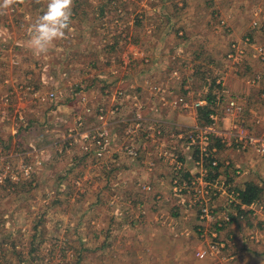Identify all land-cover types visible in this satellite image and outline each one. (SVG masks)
I'll list each match as a JSON object with an SVG mask.
<instances>
[{"label": "rangeland", "instance_id": "374dc122", "mask_svg": "<svg viewBox=\"0 0 264 264\" xmlns=\"http://www.w3.org/2000/svg\"><path fill=\"white\" fill-rule=\"evenodd\" d=\"M46 4L25 0L0 9V264H264V209L243 220L242 249L224 238L227 249L210 254L198 230V208L138 180L157 164L150 169L128 157L122 147L128 134L116 142L112 124L128 128L141 115L142 123L157 127L152 119L160 113L185 112L197 123L176 131L185 133L203 125L197 103L223 88L245 103L238 122L224 116L225 126H240L244 118L247 129L263 134L264 115L249 108L264 112V62L252 54L264 44V0H75L69 38L37 55L27 30ZM229 76L239 79L240 90L230 88ZM219 77L225 82L220 90ZM111 85L123 86L124 94L108 127L114 147L98 157L64 137L79 114L84 128L98 124L97 107L104 100L109 106L113 94H96ZM182 95L186 104L174 105ZM130 100L135 113L124 117L122 103ZM118 148L127 163L143 165L133 169L137 179L130 164L116 172L110 164ZM252 156L261 165L264 202V157ZM24 165L32 166L29 174Z\"/></svg>", "mask_w": 264, "mask_h": 264}, {"label": "built area", "instance_id": "2783aa9c", "mask_svg": "<svg viewBox=\"0 0 264 264\" xmlns=\"http://www.w3.org/2000/svg\"><path fill=\"white\" fill-rule=\"evenodd\" d=\"M257 24V21L254 22ZM250 38H246L245 44H249ZM255 52L252 54L255 58H258L264 62V44H259L254 47ZM262 75L258 74L257 79H262ZM217 83L223 87L224 80L219 77ZM160 91L161 89L157 87ZM217 97L218 109L216 112L210 114L211 121L203 125H196L185 133H180L181 138H186L187 144L191 149V159L193 161V169L187 168L183 161L179 159L178 154L172 150H163V141L160 139L163 133L162 122L154 118L153 123L157 124V127L150 124L142 123L141 115H138L136 123H129L127 128L128 139L123 143L122 147L128 157H137L140 149H148L147 144L150 143L158 150V157L166 156L169 159V163L172 166V177L170 179V190L173 196L181 197L180 203L189 207L198 208V217L200 219L199 228L201 237L209 244L208 248L211 249L212 255L219 254L222 250L227 249L230 241L219 237L217 230H210L209 227L212 223L216 222L218 226L223 227L225 223H231L233 221V213L230 208L240 204L242 209L250 211L252 214H257L258 210L264 209V202L262 198L255 199L250 203L243 202L241 198L240 188H238L235 181H230L227 178L221 177L218 174V170L222 161L219 157V147H232L236 145L247 151H252L257 155L264 157V133L257 134L251 132L240 122V126L229 125L225 126L224 116H233L238 120L243 116L245 112L244 104L241 99L229 92L227 89L222 90ZM164 91V90H162ZM161 91V92H162ZM124 94L123 88H119L112 95L111 103L109 106L105 105V100L101 101L98 105L95 116L98 120V124L91 128H84V122L82 121V115L77 117L78 125L69 128V133L64 139L72 140L71 143L80 142L85 152H91L94 149L98 157L103 156L112 146V137L114 133L109 132V124L112 123L113 117H115L120 108L118 99ZM50 97H55V92H51ZM165 100L164 97H162ZM161 100V99H160ZM185 103L184 95L174 102V105ZM206 101L198 102L196 106L205 104ZM136 104V103H135ZM184 104V105H185ZM187 106V105H186ZM88 112L91 111L90 107L83 106ZM85 110V109H84ZM84 112V111H83ZM85 113V112H84ZM222 122V123H221ZM112 125V124H111ZM110 125V128H111ZM156 137H152L154 135ZM74 137V140L73 138ZM144 137L146 142L139 143L140 139ZM79 140V141H77ZM196 153L195 155H193ZM152 156L153 153H147ZM138 158V157H137ZM150 169H153L156 165L155 160L149 159L148 161ZM224 167L231 168L236 174L242 172L243 166L240 164H234L230 160H225ZM24 171L29 174L31 165H24ZM223 198V204L217 206V200ZM224 207L222 211H217L216 208ZM236 210V209H235ZM222 212V218H218V213ZM237 212V210H236ZM207 231L210 233L207 234ZM208 254L207 249H202L199 252L201 257H205Z\"/></svg>", "mask_w": 264, "mask_h": 264}, {"label": "crops", "instance_id": "0c3cea01", "mask_svg": "<svg viewBox=\"0 0 264 264\" xmlns=\"http://www.w3.org/2000/svg\"><path fill=\"white\" fill-rule=\"evenodd\" d=\"M225 81H226V79H225ZM115 85H111V86L107 87L106 89H104L105 93L103 92V93H101V95L96 94V96L104 97L105 95H107V93L110 91V89L112 90V94H114L116 92V90L120 88V85L114 87ZM228 85L230 86L231 89L240 90V89H238L239 79H237L233 76H229ZM245 87L247 89L248 85L245 84ZM92 95H93L92 92H91L90 96L87 94L88 97H91ZM101 97H97L96 101L100 102L102 100ZM118 102L119 103L121 102L120 98L118 99ZM104 103H106V102H104ZM122 105H123V107H122L121 114L123 113L125 115L124 117H131L134 115V113H135L134 111L136 110V105L134 103H132L131 100L130 101H124L122 103ZM249 109L251 110L252 113H254L255 116L264 115V112H263V114H262V111L259 113L258 109H255V108H249ZM145 115L149 116L148 114H145ZM158 117L160 120H162V123L164 125V129L167 132L164 135H162V137L160 138L164 144L163 150L167 149L170 151L172 149H175L177 151L176 153L178 154L179 159L182 160L184 163H186L185 165L187 166V168L193 169L194 165H193V161L191 159V149L188 146L187 141L180 138L181 137L180 132L176 133V131L181 129V127L193 126L197 123L195 121L192 122V121L188 120L187 116L185 115V112H180L179 114H172V116L166 115L165 113H160V115ZM164 117H167L169 119L165 120ZM189 117H192V115H189ZM259 119H260V117H259ZM194 120H196V116L194 117ZM259 121L260 120H258L256 124H258ZM112 124L116 128V133H115V135H117L116 142H119L121 139H124V136L126 135L125 127H126L127 123H126L125 127H122L119 122H114ZM63 125L67 126V123H65ZM257 130H260V129H257ZM253 131H256V130L254 129ZM118 147H119V145H118ZM148 152L153 153L152 151H148ZM248 154L236 152L232 149H229L228 147L220 148L219 157H220V160L222 161V163H221V166L218 170V174L221 177L227 178L230 181H235L238 188H240V189H244L248 182H254V183L260 185V183H259L260 177H258V176H259V171H260L261 165H256L258 163H254L255 160L258 161V159H255L252 156V155H254V152L253 153L250 152V154L249 155ZM113 157H114V160H112L110 162V164H112L113 166H117L115 172L120 170V168H119L120 164H123L126 166H129V164H130L132 167L130 168L129 172H131L134 175L133 178L137 179V176L135 175V171H133V169H136V170L141 169L143 167V165H141V164H143L145 162V160H143L141 158L140 159L141 164L136 163V165H133L132 162L127 163L128 157H126V155L121 151V148H118L117 151H115ZM154 158H155L156 164H157L156 169L153 172H149V173L147 172V170L146 171L143 170L141 173V177H139L138 180H141L143 182L155 183V185H156L155 190H154L155 192L157 190H158V192H161V191L164 192L165 188H168L169 192L171 193V191H170V183H171L170 179L172 177V166L168 162V158L166 156L158 157V155H156ZM145 159L149 160L151 158L149 156H146ZM227 159L232 161L233 163H237V164L242 165L244 167V169H242V172L240 174H236L235 171H233V169L224 167L223 162ZM143 192L146 193L144 190H143ZM223 200H224L223 198H219L217 200V206H220L221 204H223ZM223 206H224V204H223ZM223 209H224V207H219V211H222ZM230 210L233 214H236V210L234 208H230ZM218 215H219L218 218H222V212L218 213ZM244 232L246 233L245 221L236 219V220H233L231 223L225 224L224 227H222L219 230V237L222 239L231 238L234 242V246L232 247V249H235V251H236L237 248H239V247L241 248L240 245H243V242H246V240H245L246 234ZM235 251H234V253H235ZM239 251H240V249H239Z\"/></svg>", "mask_w": 264, "mask_h": 264}, {"label": "clouds", "instance_id": "9594fccd", "mask_svg": "<svg viewBox=\"0 0 264 264\" xmlns=\"http://www.w3.org/2000/svg\"><path fill=\"white\" fill-rule=\"evenodd\" d=\"M25 0H0V9L22 5ZM75 0H47L46 10L28 27V44L37 55H46L57 41L68 39L72 33Z\"/></svg>", "mask_w": 264, "mask_h": 264}, {"label": "trees", "instance_id": "16d2710c", "mask_svg": "<svg viewBox=\"0 0 264 264\" xmlns=\"http://www.w3.org/2000/svg\"><path fill=\"white\" fill-rule=\"evenodd\" d=\"M216 81H217V79H216ZM120 87L124 88L121 85H120ZM216 87L220 90V87H222V86L220 84L219 85L216 84ZM205 101H206L205 104L197 107V117H198L199 121H202V124L209 123L211 121L210 114L212 112H216L218 109V105L216 103L217 96L214 95L213 93L208 94L207 97L205 98ZM240 123L242 125H244V118L242 119V121ZM163 131H164V129H163ZM125 133L127 134V127H125ZM181 139L186 140V138H183V137ZM147 147H148L147 150L146 149L145 150L140 149L137 157L139 159L142 158L143 160L146 161V165H149L148 160L145 159L146 156H149L152 160H155L154 157L157 155L158 150H156V148L154 146H152L150 143L147 144ZM173 150L175 152H177L175 149H173ZM148 151H152L153 155L152 156L148 155L147 154V153H149ZM195 154L196 153H194L193 155H195ZM158 155H159V153H158ZM168 161H169V159H168ZM155 162H156V160H155ZM240 192H241V198H242L243 202L250 203L255 199H260V197L262 196L263 188L254 182H248L244 189H240ZM235 209L237 210V212H236V214H233V216H232L233 220H236V219L246 220L245 218L247 216V213L252 214L250 211L242 209L240 204L236 205ZM218 210H219V208L217 207L216 212ZM197 212H199L198 209H197ZM197 218H198V215H197ZM218 222H219V219H217V223ZM217 223L216 222L212 223L211 226L209 227V231L210 230H217V232L219 234V230L222 227L218 226ZM225 224H227V223H225Z\"/></svg>", "mask_w": 264, "mask_h": 264}]
</instances>
